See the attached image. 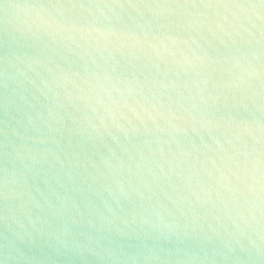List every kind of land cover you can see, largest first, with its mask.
<instances>
[{
  "label": "water",
  "instance_id": "obj_1",
  "mask_svg": "<svg viewBox=\"0 0 264 264\" xmlns=\"http://www.w3.org/2000/svg\"><path fill=\"white\" fill-rule=\"evenodd\" d=\"M0 264H264V0H0Z\"/></svg>",
  "mask_w": 264,
  "mask_h": 264
}]
</instances>
